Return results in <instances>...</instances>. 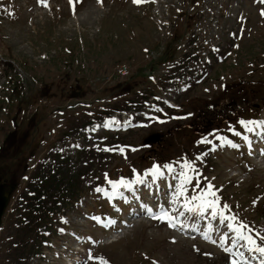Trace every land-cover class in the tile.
<instances>
[{"label":"rangeland","instance_id":"1","mask_svg":"<svg viewBox=\"0 0 264 264\" xmlns=\"http://www.w3.org/2000/svg\"><path fill=\"white\" fill-rule=\"evenodd\" d=\"M262 12L264 0H0V175L16 187L0 264H230L221 237L233 234L180 216L175 174L145 175L185 161L264 235V164L239 123L264 117ZM102 121L111 128H93ZM42 166L45 209L28 213ZM138 176L144 186L110 183ZM161 206L176 227L153 218Z\"/></svg>","mask_w":264,"mask_h":264},{"label":"snow or ice","instance_id":"2","mask_svg":"<svg viewBox=\"0 0 264 264\" xmlns=\"http://www.w3.org/2000/svg\"><path fill=\"white\" fill-rule=\"evenodd\" d=\"M41 2H43V0H41ZM133 2L140 3L142 0H133ZM262 15H264V12H262ZM239 123L247 128L248 131H253V128L248 127V125L256 122H245L241 120ZM236 134L239 135V133ZM229 143L231 142L229 141ZM232 146L238 147V145ZM120 151H123V149H120ZM166 172L168 174H175L173 178L179 181L175 186L172 203L178 201L181 203L184 211L180 212V216H184L185 212L199 214L200 216L210 215L213 220H218L221 225H224L228 229L229 233L233 234L229 237L228 233H225L224 236L221 237L222 244L231 239L232 246L224 247V251L229 253L232 257L230 264H252L253 257L258 258L259 264H264V235L255 232L249 225L239 221L236 216L227 215L226 211H230L229 206L227 204L223 206L219 204V198L216 196V192L213 190V185L211 183H209L206 188H201L199 174L196 173V170L190 162L185 161L179 173H175V168L172 165H155L145 175L150 176L152 180H157L164 177ZM190 173H196L195 177L190 175ZM194 178L196 179V183L192 185V180ZM144 182L145 179L138 176L135 181H125L122 178L120 181L110 183L113 184L114 190L118 191L120 187L131 189L134 183ZM190 185L191 195L188 194ZM97 191H100V189H97ZM149 211H151V209H149ZM172 211H176V209H172ZM153 218L167 220L171 227L177 226L176 223H173V221L177 220V217L173 216L171 212L163 206H161L158 214H154ZM205 238H208L206 233ZM215 242L216 241H213V243ZM241 249H246L247 252L253 254V256H246L245 252ZM92 258L94 257L90 256V259ZM94 259L99 260L101 264H108L102 257H95Z\"/></svg>","mask_w":264,"mask_h":264},{"label":"trees","instance_id":"3","mask_svg":"<svg viewBox=\"0 0 264 264\" xmlns=\"http://www.w3.org/2000/svg\"><path fill=\"white\" fill-rule=\"evenodd\" d=\"M44 167L45 166H42L35 173V177L36 178L38 177V180H37V182H34V184H32V190L35 192L34 195L26 198L28 201V205H29L28 213L30 211L39 210L40 208L45 209L44 204H45V200H46V194H44V187L42 188L44 183L41 180V175L47 173V169L44 170ZM45 181H46V179H45ZM47 187L49 188L48 184H47ZM65 198L66 197L63 196L62 202H64ZM23 219H24V222H28V220H30L31 218L29 215H27Z\"/></svg>","mask_w":264,"mask_h":264},{"label":"water","instance_id":"4","mask_svg":"<svg viewBox=\"0 0 264 264\" xmlns=\"http://www.w3.org/2000/svg\"><path fill=\"white\" fill-rule=\"evenodd\" d=\"M159 138H160L159 133H154V134L149 135L146 138L145 142L146 143H148V142H154L155 143V142L159 141ZM13 189H14V186L9 185V188L6 190L5 189V181L0 177V222H1V216H2L4 209H5L7 202H8L9 195Z\"/></svg>","mask_w":264,"mask_h":264},{"label":"bare ground","instance_id":"5","mask_svg":"<svg viewBox=\"0 0 264 264\" xmlns=\"http://www.w3.org/2000/svg\"><path fill=\"white\" fill-rule=\"evenodd\" d=\"M94 126H97V128H95ZM108 127H109V123L106 122V121L103 122V125L102 126H100V125H93V128L94 129H98V130L101 129V128H108Z\"/></svg>","mask_w":264,"mask_h":264}]
</instances>
